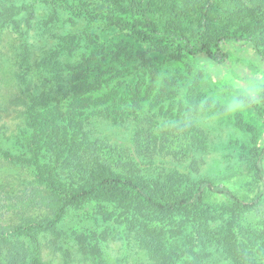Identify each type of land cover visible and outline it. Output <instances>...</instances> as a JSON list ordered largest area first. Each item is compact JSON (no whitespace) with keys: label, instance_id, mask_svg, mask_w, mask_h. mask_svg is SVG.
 I'll use <instances>...</instances> for the list:
<instances>
[{"label":"rangeland","instance_id":"obj_1","mask_svg":"<svg viewBox=\"0 0 264 264\" xmlns=\"http://www.w3.org/2000/svg\"><path fill=\"white\" fill-rule=\"evenodd\" d=\"M126 4L0 0L6 21L0 51L8 58L0 59V239L20 238L15 228L27 218L52 217L48 209L15 207L9 196L33 188L62 201L110 175L79 177L68 167L80 147L102 139L115 150L116 171L156 179L175 193L209 180L250 206L224 194H212L203 208L173 212L91 200L37 234L39 264H264V156L259 184L254 169L264 149V60L247 42L224 44L229 58L223 64L204 54L157 50L122 24ZM239 9L241 17L225 20L212 40L224 32L264 30L253 13ZM260 38L264 49V31ZM22 42L34 54L26 79L60 85L52 88L54 112L29 105L33 83L15 87L20 63L14 48ZM41 50L55 79L42 78ZM139 145L147 151L136 153Z\"/></svg>","mask_w":264,"mask_h":264},{"label":"trees","instance_id":"obj_2","mask_svg":"<svg viewBox=\"0 0 264 264\" xmlns=\"http://www.w3.org/2000/svg\"><path fill=\"white\" fill-rule=\"evenodd\" d=\"M243 9L247 8L264 26V0H127L126 10L122 24L137 39L151 45L153 48L166 52H174L186 55L204 54L215 63H225L229 55L223 49V45L247 42L251 44L258 56L264 60V49L261 47L260 31L263 29L246 28L243 33L224 32L216 36L214 40L211 33L215 31L229 17H241ZM21 9L15 10L17 15ZM11 17V18H10ZM13 16H9L8 20ZM196 22V27H193ZM6 21L0 17V30L4 29ZM0 31V32H1ZM15 62L17 66L14 76L18 77L15 83L17 90H22L29 83H33L28 95L33 101L29 105L34 106L35 111L54 112L58 106L56 99L51 96L59 91L60 85L49 81L41 84L26 79V75H32L33 51L27 42H22L14 48ZM39 69L43 75L48 74L55 79L56 73L48 66L49 57L47 51L41 50ZM7 58L0 51V59ZM5 60H8L5 59ZM23 77L24 80H21ZM51 85V86H50ZM53 88V89H52ZM43 92V94H42ZM137 132L135 138L141 139ZM147 139L153 138V133L146 135ZM104 140L93 139L86 146L80 147L68 160V167L79 177H87L97 172L109 171L110 175L93 181L82 189L75 191L64 200L54 195H48L37 189H25L22 196H9L15 207L22 210L48 209L52 211V217L39 220L27 218L25 224L16 227L20 238L0 239V264H39L41 258V244L37 236L40 232L51 231L66 212L91 200H103L105 202H129L134 201L156 212L183 211L191 207L203 208L208 205L207 200L212 194L228 195L237 204L247 208L250 206L247 199L240 198L228 190L216 188L212 181L202 180L194 184L191 189L183 193H175L166 183L159 182L144 176H135L132 172H120L115 169L120 163L115 160V150L103 143ZM135 147L136 153H144L147 149ZM110 148V151H106ZM264 156V149L258 156L254 166L257 176V184L262 181V168L260 161ZM127 169V162H121ZM131 171V170H128ZM262 194L259 195L260 200ZM11 229V228H10ZM7 229L6 231L10 230ZM5 231V232H6ZM256 230L253 229L257 241ZM4 232V234H5ZM251 235V234H250ZM256 247V246H254ZM264 247L261 244L260 249ZM259 250V249H258ZM155 255L157 251L151 249ZM157 252V253H156Z\"/></svg>","mask_w":264,"mask_h":264}]
</instances>
